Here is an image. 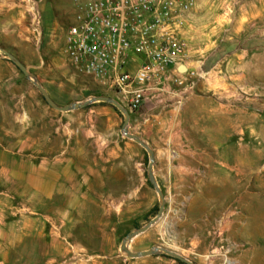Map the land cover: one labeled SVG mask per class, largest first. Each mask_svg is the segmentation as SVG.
I'll return each instance as SVG.
<instances>
[{
	"label": "rangeland",
	"instance_id": "obj_1",
	"mask_svg": "<svg viewBox=\"0 0 264 264\" xmlns=\"http://www.w3.org/2000/svg\"><path fill=\"white\" fill-rule=\"evenodd\" d=\"M246 1L222 0L223 7L215 11L225 13L224 23L211 41L226 50H204L203 34L193 46L190 26L185 29L196 92L198 79L225 72L219 57L231 48V27L237 15L247 11ZM259 1L252 7L263 4ZM74 2L42 0L41 32L33 37L21 26L17 10L0 0V47L22 62L59 106L115 94L75 68L64 53ZM235 44L263 52L264 28L249 26ZM253 77L252 88L239 91L243 113L229 116V123L238 119L247 126L243 139L244 149L250 150L245 153L248 161L213 171L218 182L227 177L226 187L208 183L204 165L197 164L189 171L185 193L163 194L162 214L129 242L130 251L161 247L195 264H264V66ZM110 110L101 117L112 125L107 137L118 157L100 164L97 171H103L95 175V158L109 147L107 138L95 136V103L65 113L53 110L0 52V143L21 158L30 156L34 165L47 158L57 175L63 164L73 174L67 188H57L49 199L30 198L33 206L28 207L23 185L12 182V160L5 157L0 175V264H179L161 252L129 258L120 250L130 230L155 217L159 200L146 175V152L120 137L122 115ZM18 111L29 117L25 128L14 122ZM249 126L259 130L252 133Z\"/></svg>",
	"mask_w": 264,
	"mask_h": 264
},
{
	"label": "crops",
	"instance_id": "obj_2",
	"mask_svg": "<svg viewBox=\"0 0 264 264\" xmlns=\"http://www.w3.org/2000/svg\"><path fill=\"white\" fill-rule=\"evenodd\" d=\"M221 1L196 0L190 12L188 36L192 45L195 46L200 39L198 35L203 34L207 40L204 42V50H211L215 54L226 50L223 45H215L211 41V37L220 32L224 23L225 13H215L218 8L223 7L224 1L223 4ZM255 2L261 3L259 0L246 1L244 9L247 11L234 17L231 27L233 40L229 45L231 48L219 57L222 66L226 67L222 75L207 73L206 78L197 80L200 90L196 92V81L190 80L186 72L193 68L191 62L185 65V72L179 71V64L171 71V79L159 84L139 110L130 114L128 132L139 136L152 149V174L163 194L185 193L182 189L187 188L189 171L195 170L197 164L204 165L208 183L226 187L227 177L224 176V181L219 179L218 182L213 171L222 170L228 163L248 161V158L245 160V153H250V150L244 149L243 139L247 126L238 122V119L229 123V116L243 113V107L240 111L238 105L243 97L239 91L252 88L250 84L256 81L253 76L264 66V51L258 53L252 48L233 45L249 26L261 25L264 28V0L258 7H252ZM201 28L203 33H197ZM141 63L142 58L131 57L125 69L135 71ZM113 97L117 98L115 94ZM110 109L113 108L107 103L95 102L93 126L95 136L99 139L108 140L107 136L113 133L112 125L101 117L104 112H111ZM25 115L27 116L25 111L15 112L14 115V122L21 128L28 125L29 117L25 118ZM249 127L252 133L259 130V127ZM120 137L124 139V136ZM107 142V150L95 158V175L103 171H97L100 164L114 161L118 157L115 147L110 145L112 141ZM24 143L20 142L21 145ZM249 146L254 147L251 143ZM16 152L18 151H8L0 143V175L4 173L5 157H10L12 182L23 185L21 189L28 197V207L33 206L30 198L39 196L49 199L57 188L59 192L67 188L65 183L73 174L66 168V164L59 166L57 175L47 158L40 161L41 165H34L30 156L21 158ZM0 194L3 192L0 191ZM3 234L0 231V236L3 237Z\"/></svg>",
	"mask_w": 264,
	"mask_h": 264
},
{
	"label": "built area",
	"instance_id": "obj_3",
	"mask_svg": "<svg viewBox=\"0 0 264 264\" xmlns=\"http://www.w3.org/2000/svg\"><path fill=\"white\" fill-rule=\"evenodd\" d=\"M195 1L75 0L64 53L75 68L112 90L134 114L159 84L171 79L177 65L191 62L185 29ZM3 2L17 10L28 34H40L42 0ZM131 57L142 58L135 71L125 69ZM186 72L193 80L195 72Z\"/></svg>",
	"mask_w": 264,
	"mask_h": 264
},
{
	"label": "water",
	"instance_id": "obj_4",
	"mask_svg": "<svg viewBox=\"0 0 264 264\" xmlns=\"http://www.w3.org/2000/svg\"><path fill=\"white\" fill-rule=\"evenodd\" d=\"M0 52L4 55V57L7 60H9L23 74V76L26 78V80H28L39 91L43 100L53 110L65 113V112H70L73 110L84 108V107H86L92 103H95V102H102V103H107V104L111 105L122 115L123 120H122V124L120 127V133L125 138H127V139L133 141L134 143H136L137 145H139L146 152L147 158H148L147 167H146V175H147L149 183L152 185L155 192L157 193L159 204H158L157 214L155 215V217L153 219H151L149 222H147L142 227L134 228L126 234V236L121 241L120 250L129 258L150 256V255L156 254L157 252H161L164 255L169 256V257H171V258H173V259H175L181 263L195 264L192 261H190L189 259H187L186 257H183L182 255H180L178 253H175L173 251H170L168 249L161 248V247H153L149 250L140 251V252H132L128 249V244L134 237H136V236L144 233L145 231H147L149 229V227L158 220V218L160 217V215L163 212L164 196H163V193L161 192V190L159 189V187H158V185H157V183L153 177V174H152V167H153V163H154V154H153L152 149L139 136L128 132L130 113L126 109V107H124L118 100H116L112 97H109V96H93V97H89V98H87L81 102H72V103H69L65 106H59L48 96L45 89L28 72L27 68L25 67V65L22 62H20L13 54H11L10 52H8L7 50H5L1 47H0ZM185 70H186L185 66L180 65L179 71L185 72Z\"/></svg>",
	"mask_w": 264,
	"mask_h": 264
},
{
	"label": "trees",
	"instance_id": "obj_5",
	"mask_svg": "<svg viewBox=\"0 0 264 264\" xmlns=\"http://www.w3.org/2000/svg\"><path fill=\"white\" fill-rule=\"evenodd\" d=\"M86 107H88V106H86ZM118 114H120L114 107H112ZM176 262H178L179 264H184V263H181V262H179V261H177V260H175Z\"/></svg>",
	"mask_w": 264,
	"mask_h": 264
}]
</instances>
